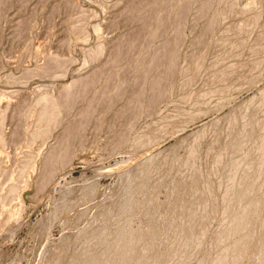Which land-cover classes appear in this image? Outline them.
I'll return each instance as SVG.
<instances>
[{
	"label": "rangeland",
	"instance_id": "rangeland-1",
	"mask_svg": "<svg viewBox=\"0 0 264 264\" xmlns=\"http://www.w3.org/2000/svg\"><path fill=\"white\" fill-rule=\"evenodd\" d=\"M173 1L175 2V0H0V101L13 102V106L10 108H0L1 131L3 134L5 132L6 137V139L4 137L5 143H0L3 145L0 146V264H40L39 253L41 250L48 249L52 243L67 234L70 227L76 225L78 223L76 221L80 220V214L93 212L96 204L106 196L108 189L114 186L117 171L110 170V168L119 161H121L120 163L127 161V157L134 151V154L137 153L138 148L136 147L140 148L141 146L135 144V147L133 146L136 137L142 136L143 132L147 134L149 130L152 131L151 133L155 130L158 138L164 137L162 139L164 142L160 146L167 151L177 141L188 136L190 132L218 114V112H208V115L204 114L195 118L196 121L193 120L185 127L181 123L178 124V118L175 119V122L170 118L171 113L175 112L174 107L189 108L187 102L181 103L184 96L192 94V98L194 93L207 87L208 83L204 80L208 81L209 78L211 82L215 78L217 67L213 68L216 61L214 58L220 59L219 57L225 56L229 47L233 46L232 54L226 55L231 59L229 63H236V65L234 64L238 69L235 68L236 72L239 71L235 73L234 77L240 78L243 68L248 63L243 60H249L247 57L250 54L246 52L250 53V48L255 46L256 42L260 43L261 45L258 46L264 49V44H262L264 43V0H237V2L235 0L219 2L221 1L219 0V4L217 0H210V2L208 0H195L196 2L182 0V3L181 0H176L177 5L171 6ZM204 1H207V4ZM254 1L255 3H253ZM190 2L191 4H189ZM211 2L212 7H210ZM256 2L259 4L255 9ZM201 3L203 4L202 8ZM244 5L250 7L246 10L247 12L244 11L246 8L243 10ZM196 6L202 9L201 12L196 9ZM172 7L173 9L175 7L174 13H170L173 11ZM259 8L261 12L258 10L259 14H257L261 16V19H256V21L255 17L260 18V16L256 14L254 17L252 12L255 14V10L257 12ZM197 12L199 14H196ZM246 16L248 18L250 16L249 20L245 18ZM216 17L218 18L217 22ZM95 24L99 29L97 35L91 32V26ZM251 25L256 27L253 28ZM154 28L156 31H153ZM253 38L258 40L251 42ZM246 39H248L247 43L243 41ZM260 39L262 42H258ZM155 40L156 42H154ZM75 41L79 43L74 44ZM98 45L103 49L100 53L94 50ZM235 47L237 48L236 52ZM163 49L164 52H161ZM263 49H260V52ZM223 50L224 52H222ZM86 52H90V55H87ZM241 52H245L246 55L245 53L241 55ZM260 52L257 57H261L264 53V51ZM163 53L164 55L161 56ZM235 53L239 57H236ZM233 54L235 55L233 56ZM159 55L172 61L167 58L163 60L164 58L161 59ZM244 57L246 58L243 59ZM235 58H239V60H235ZM175 59L177 60L175 61ZM157 60L160 62L158 63ZM237 62H240V65ZM164 63H168V66ZM181 65L184 70L180 67ZM171 66L175 67V70L172 71L171 69L174 68ZM154 68L158 69V73L161 72L165 75L163 78L160 74L159 83L156 82L159 75L157 72H153ZM209 68L212 70L209 71ZM186 69L191 70L188 72ZM179 70L184 71L183 73L187 71L189 74L185 73L180 77L181 73H178L180 76H177ZM146 71L151 72L150 75L148 74L149 77H147ZM82 75L84 79L81 77ZM171 75L174 76V79H171ZM187 77L191 78L190 82L193 80V83H190L192 87H189V81H186ZM234 77L233 81L238 80ZM260 77L262 79L257 83L264 84V75ZM165 78L169 80L166 79V81ZM74 79L76 81L83 79V84H80L84 89L83 87L82 90L80 89L82 85L75 86L73 94L78 95L72 98L75 100H68V109L65 107L67 105L63 109L61 108V116H59L61 118H57L55 121L57 125L53 124L56 127L52 125L54 129H51L50 134L30 143L29 132L36 128L39 129V126L42 127V125L36 124V121L38 122L37 108L33 106L35 96L42 92L51 94L52 91L54 95L64 82L68 83ZM151 79L155 81L150 82L152 84L156 82L157 85L155 83L154 86L151 85L149 83ZM184 81L186 84L183 83ZM203 82L205 85H202ZM172 83L175 84V88H179H177L178 93ZM261 83L256 88L254 85H248L251 88L245 86L242 90L235 91L234 98L229 105L257 96V89L262 85ZM171 84L172 86H170ZM166 85H168V89L165 87ZM201 85L203 89L195 90L198 86L201 88ZM188 89L193 91L190 90V93ZM184 91L188 94L185 95ZM57 92L61 97L62 92ZM81 92L83 95H80ZM56 93L54 97H59ZM176 95L181 99L177 100ZM189 103L191 105L192 100ZM179 104H183V106ZM228 106L222 110L227 111ZM170 109L173 111L171 110V112ZM163 123H168L170 126L167 124V127ZM153 124L158 127L165 125L166 131H160L167 132L164 134L166 137L162 136L160 131L157 132L158 127ZM153 128L154 130H152ZM165 128L163 127L162 130ZM173 129L178 130L174 131ZM168 132L172 134L168 135ZM54 142L57 146L53 144ZM52 144L56 147H53ZM59 144L61 148L64 147L63 155H61L62 150H60ZM37 147L39 148L37 149ZM57 147L60 152L57 151ZM34 150L38 154H35ZM46 150L50 152H46ZM42 151V155L47 154L45 160L48 157V159L51 158V161L47 160L50 163L44 164L46 161L40 155ZM55 151V154L58 152L60 153L59 157H62L58 159V154L57 157L54 155ZM28 152L35 154L33 156L36 158H34L35 170L33 169L35 172L30 171L33 172L32 175H27L30 177L26 179L27 183L23 184L24 177L21 176L19 167H22L20 164L27 160ZM172 152L181 156L185 154V149L178 147ZM48 153L51 155L49 156ZM24 157L26 159L23 160ZM40 157L41 159H39ZM110 165L113 166L110 167ZM66 167H69L68 171L65 170ZM102 168L108 171L100 170ZM53 180L56 181L55 185H51ZM90 182L97 183L98 190L95 192L97 196L92 187L90 191L95 195L92 197L94 202L90 198L89 202L86 201L87 203L83 202V204L68 208L69 210L61 211L59 214L62 213L61 217L64 219L67 217V220L53 222L46 232L43 231V224L47 222L46 213L49 211L50 204L48 200L41 198L51 194L57 200H60L62 196L69 199L72 198L73 193L70 195L66 193L68 188L74 192ZM11 187H15L16 191H11ZM164 188H159L155 193L159 203L166 201L167 192ZM86 193H89V190ZM18 202L19 213L9 215V209L16 206ZM90 204L92 207H89ZM121 214V218L126 216V213ZM37 222L38 228L34 229L33 226ZM140 222V219L134 217L131 220V225L136 227Z\"/></svg>",
	"mask_w": 264,
	"mask_h": 264
},
{
	"label": "bare ground",
	"instance_id": "bare-ground-1",
	"mask_svg": "<svg viewBox=\"0 0 264 264\" xmlns=\"http://www.w3.org/2000/svg\"><path fill=\"white\" fill-rule=\"evenodd\" d=\"M208 1L210 2V0ZM218 1L219 0H217V2ZM222 1L223 0L219 2ZM235 1L237 2V0ZM175 2L173 5L171 4V6H174V4H176ZM205 3L207 4V1ZM253 3H255V1ZM189 4H191V2ZM258 4L259 2H256L255 9ZM196 7L195 8L199 9V11L202 10L198 8V6ZM202 7L203 4L201 8ZM210 7H212V2ZM248 8L250 7L244 5L243 10L245 9L244 11L247 12L246 10H248ZM260 8L257 9V12L255 10V14L252 12V16H256L257 13L259 14L258 10H260ZM174 9L173 11H170V13H174ZM198 12L196 14H199ZM249 13L250 12H248V14ZM245 18L249 20L250 16L249 18L247 16ZM217 19L218 18L216 17V22ZM256 19H261V16L260 18L255 17V20ZM252 27L255 28L256 26ZM260 29L259 26V30ZM153 31H156L155 28ZM91 32L92 34L97 35L99 32L98 25H92ZM254 40L256 39L253 38V41L251 40V42H254ZM243 41L247 43L248 39ZM154 42H156V40ZM258 42H262L261 39ZM76 43L78 44L79 42L75 41L74 44ZM254 44L255 46L250 44L253 46L250 48V53H248V51L246 52L247 54H250L247 57L249 60H243L245 62L248 61V63H246V66L244 65L245 67L241 66L244 68L243 72H241L242 74L240 78L236 77L238 80H232L234 75L236 76L235 73H238L239 71L236 72L237 67L234 66V64L236 65L235 62L229 63V60L231 59H229L227 55L232 52L231 49L234 50V48H232L233 46L230 45L231 48L229 47L230 51L228 50L229 52H226L227 55L225 54V56L219 57L220 59H217V57L214 58L216 61L213 68L217 67V73L214 79L211 80L210 78L211 82L209 81V78V82L204 80V82L208 83H206L207 87H204L203 89L202 85H205L203 82L201 88H198L200 87L198 86L195 89L203 90L194 93L195 95L192 96V98L191 94L190 96L187 95L189 98L184 96V100H181V103L187 102L186 104H189V108L183 109V107L181 108L176 105L177 107H174L175 112H172L173 110L170 109V111L172 110L170 118L174 119V122L175 119L178 118V124L181 123L184 127L188 123H191L195 118L204 114L208 115V112L212 113L213 111L218 112V114L216 113L217 115H214L215 117L208 122L201 124L198 128L190 132L188 136L180 139L171 147L168 146L169 150L167 151L163 150V147L160 146L162 142H164L162 140L164 137L158 138L155 134L154 128L152 129L154 130L153 133L149 130V134L148 132L147 134L143 132L142 136L139 135L138 138L136 137L133 146L134 144L141 146L140 148L136 147L138 148V151H136L137 153L134 154V151L132 155L127 157V161L122 159V161L125 162L120 163L121 161H119L115 166H113L114 164L110 165V167L113 166L110 170L115 169L117 171V178L115 179L114 186H111L109 189L107 188L108 191L106 196L103 194L104 197H102V200L98 196L101 201L96 204L97 206L93 212H88L87 214L82 212L83 215L79 213L81 215V217H79L80 220L77 218L79 221H76V223H78L72 225L67 234H62L63 236L60 237L61 239L52 243L48 249L44 248L41 250L39 253L40 264H264V84L261 82L257 83L262 79L260 76L264 75V53L261 57H257L260 49H263V47L261 48L258 46L260 43L257 44L256 42ZM232 45L234 44L232 43ZM101 47L98 45L94 50L100 53L103 51ZM244 48L242 49L243 51ZM245 49L248 50L247 48ZM236 50L237 48L235 49V52ZM263 51L264 49L261 52ZM161 52H164V49ZM222 52H224V50ZM86 53L87 55H90V52ZM243 53L241 55H243ZM231 54H229V56ZM235 54H233V56ZM163 55L164 53L161 56ZM165 55L167 56V52ZM161 56L159 55V57ZM235 56L239 57L237 54ZM92 57L93 55L91 58ZM162 58L164 57H161V59ZM245 58L246 57L243 59ZM157 59L162 61L160 58ZM168 59L169 58H167V60ZM236 59L239 60V58H235V60ZM176 60L177 59H175V61ZM160 61H158V63ZM237 63L240 65V62ZM166 65L164 66L167 68L168 65ZM182 66L183 65L180 67L184 70ZM162 67L163 65L161 68ZM157 68H154L156 71L154 70L153 72L158 73ZM172 68H174L171 69L172 71L175 70V67ZM184 68L186 67L184 66ZM152 69H150V71H152ZM210 70L212 69L209 68V71ZM187 71H185V73L189 74ZM183 72L179 70L177 76L179 75L178 73H181V76H179L182 77L185 74ZM149 73L151 72H147V77H149ZM160 74L161 77L165 76L161 72L158 73L159 76H157V83H159L158 77H160ZM152 76L155 77V75ZM81 77H83V75ZM173 77L174 76H172L171 79H174ZM83 79H78L77 81L74 79L68 83L64 82L61 85L60 90H57L60 91V93L62 92L61 97L57 91H55V93L57 92V96L59 97H54L55 93L53 95V91L50 92L51 94L42 92L37 94V96H35L36 98L33 97L35 98L33 106L37 108L36 115L38 117V122L36 121V124L42 125V127L40 128L39 126V129L36 128L29 132L30 143L36 142L38 138H41L46 134H50L51 129L56 127L53 124H56L55 121L57 118H61H59V116H61L60 111L65 105H67L65 107L68 109V100L70 101L74 96L78 95L73 94V89L77 85H82ZM153 79L149 80L151 85L154 83L156 84V82H153V84L150 82ZM166 79L168 78H165V80ZM187 79L186 81H189L188 83L190 85L193 80L190 82L189 79L191 78ZM169 82L171 83V80ZM183 83L186 84L185 81ZM260 83L262 85L257 89V96L239 101L234 105H229L234 98L235 91L239 89L242 90L245 86L249 88L250 86L248 85H254L255 87H253L256 88ZM172 84L175 88V84ZM172 84L170 86H172ZM177 84L179 85L180 82ZM82 87L83 85L80 88L81 90ZM150 87L149 89L153 88ZM165 87L167 88L168 85ZM173 87L170 88L174 89ZM189 87L192 86L190 85ZM177 88L175 89L178 93L177 90L179 88ZM183 90L185 89L183 88ZM190 90L188 89V91ZM170 91L172 90L170 89ZM186 94L188 93H185V95ZM178 99L177 96V100ZM191 100L192 103L190 105L189 102ZM10 102L12 101H0V108L3 107L4 109H7L12 107L13 102ZM173 105L175 106V104ZM179 105L183 106V104ZM225 106H228L227 111H223ZM169 112H167V114H169ZM162 117L168 118L166 116ZM167 124L165 125L167 126ZM155 125L156 124H153V126ZM165 125H159V127L155 126L158 127V129H156L157 132L160 130L162 132L166 131ZM1 126L2 122H0V143L4 144L5 132L3 134ZM163 127L165 130H162ZM162 132L161 135L166 137L164 134H167V132ZM176 133L175 135L177 136L179 133ZM169 134L172 133L168 132V135ZM56 140L55 142L57 143ZM60 140H58V142ZM55 142L53 144L56 145ZM1 144L0 146H3ZM58 146H60V144ZM178 147H184V155L180 156L176 152H172L173 149H178ZM38 148L39 147H37V149ZM59 148L60 150H64V147L61 148L60 146ZM59 148L57 147V151ZM41 149L39 150L40 152ZM52 149L50 150L51 152L53 151ZM48 150H46V152ZM63 150L61 155H63ZM31 152L34 153L33 151ZM31 152L27 153V160H25L24 163H21L22 165L20 164L22 167H19L21 168L20 174L24 177L23 184L24 182L27 183L26 179L30 177H27V175H32V173L35 172L34 165L36 162H34L35 157L33 156L38 153L35 151V154H32ZM58 152L59 159L62 156L60 155L61 157H59L60 153ZM55 153L56 151L54 152V155L56 156L57 154ZM42 154L43 151L40 155L44 157L43 159L46 161L44 164H46L48 162L47 160H50L51 158L48 159V157L46 158L47 160H45L47 154ZM54 155L52 154V157ZM36 156L38 157V155ZM26 158L24 157L23 160ZM39 159H41V157ZM55 160L57 161V158ZM65 170L68 171L69 167H66ZM100 170L108 171L105 168ZM55 183L56 181L53 180L51 185H55ZM96 185L97 183L90 182L79 187L74 192L68 188L65 192L69 195L73 193V196H71L72 198L69 199L63 198L62 194L60 200H57V198L54 199L51 194H47L44 198H41L43 200H48L50 204L49 211L46 213L47 222L46 224L42 223L43 231L46 232L49 225L53 222L65 221L67 217L65 219L62 218V213L59 214L61 211L77 206L80 203L83 204V202L86 201L89 202L90 198L93 200V195L95 194L97 196L95 193L96 190H98ZM91 187L94 190V194L90 192ZM159 188H164L167 192L166 201L163 203H159L155 197V193ZM10 189L11 191H16L15 187H11ZM88 190L89 193H86ZM90 205L89 207H92V205ZM94 207L95 205L93 206V209ZM19 208L20 205L18 202L16 206L9 209V215H17L19 213ZM121 213H126V216L124 215L125 217L121 218ZM134 217L141 220L140 224L136 227L131 225V220ZM38 222L33 226L34 229L38 228Z\"/></svg>",
	"mask_w": 264,
	"mask_h": 264
}]
</instances>
